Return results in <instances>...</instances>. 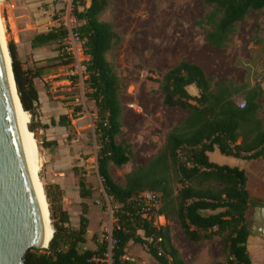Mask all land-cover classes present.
<instances>
[{
    "label": "trees",
    "instance_id": "obj_1",
    "mask_svg": "<svg viewBox=\"0 0 264 264\" xmlns=\"http://www.w3.org/2000/svg\"><path fill=\"white\" fill-rule=\"evenodd\" d=\"M88 1L89 6H86ZM203 2L211 12L196 26L208 28L204 31V41L215 49L228 48L235 38L236 26L250 11L264 9V0ZM106 6L107 0L73 2L76 30L84 40L83 52L89 58L86 89L96 110L97 172L103 191L113 204L111 237L115 244L111 250L112 264H126L124 257L129 242L144 247L157 264H183L171 245L168 227L155 224V217L159 216H165L168 221L176 220L190 242L221 237L227 264H251L246 249L251 237L247 211L258 203L248 191L246 172L238 167L217 164L211 155L217 152L222 157L243 162L264 159V129L257 118L258 106L255 104L262 91L258 85L235 87L223 82L214 87L213 80L207 78L200 67L184 60L178 62L157 81L158 90L165 107L189 111L188 116L165 134L163 146L147 165L137 166L125 174L124 186L116 184L108 165L123 167L130 162L131 152L128 145L115 141L121 134L120 95L123 86L105 58L118 39L108 23L98 20ZM63 8L64 0H54L51 21ZM65 37V30L58 26L33 34L31 49L52 47L53 50L50 56L30 69L23 68L15 44L10 42L7 46L21 107L30 115V132H34L33 123L39 106L33 80L49 68L73 63L66 51ZM71 80L75 82L73 78ZM189 85L198 89L197 97L187 93ZM72 95L70 100L65 98L59 102L73 104L77 95ZM240 96L245 102L243 109L236 104ZM79 110L75 106L72 116L75 117ZM58 124L67 127L70 123L66 116H60ZM41 143L48 150L56 146L55 142L43 140ZM77 186L80 199L90 197L91 190L85 189L83 180L80 179ZM44 190L49 200L48 188ZM144 192L159 196L157 209L144 210L138 199ZM82 215L77 228H65L62 225L68 224L69 218L67 212L60 209V224H54L48 248L29 252L24 264H101L92 259L101 258L106 253L104 239L95 248H81L87 240L85 208Z\"/></svg>",
    "mask_w": 264,
    "mask_h": 264
},
{
    "label": "rangeland",
    "instance_id": "obj_2",
    "mask_svg": "<svg viewBox=\"0 0 264 264\" xmlns=\"http://www.w3.org/2000/svg\"><path fill=\"white\" fill-rule=\"evenodd\" d=\"M32 2L22 3L18 5L9 4L8 0H0L1 14L5 35L6 45L11 42L10 33L16 38V23L13 16L25 20L27 23L35 25V29L29 28L31 33L37 31H45L51 26V1L45 5H40L36 11ZM14 6L11 8V6ZM34 8V9H33ZM33 9V10H32ZM211 8L208 7L203 0H107L106 8L99 14L100 21L108 23L115 32L118 39L114 41V45L107 53V60L118 76L122 86L123 93L135 91L137 93L136 100L123 97L122 102L126 112L122 119L123 131L115 139L117 144H125L129 146L131 159L127 166L116 168L112 164L108 165L109 173L114 182L120 186H124V175L129 169L137 166L147 165L160 151L159 138L162 133L165 134L171 125L182 121L187 111H168L163 113V124H160L156 116L149 114L144 109L146 98L143 95V88L147 91V85L155 86L160 77L169 68L183 57H193L200 61L208 73L215 78L229 77V75H237V77L249 76L257 80H261L264 70L261 67L234 68L232 61L234 58L245 57L250 50L249 42L254 40H263L264 37V10L251 12L246 20L237 26L238 36L236 43L232 47L233 51L226 61H224L222 70L214 71V67L205 62V46L203 37L207 27L198 28L196 23L203 20L209 13ZM49 19L43 22L44 17ZM41 17V18H38ZM20 26V23H18ZM257 26V29H256ZM244 46V50L241 47ZM195 49L196 54H192L191 50ZM46 50V57L50 56L53 48H41ZM193 56V57H192ZM39 63V62H38ZM237 67V66H235ZM70 65L54 66L49 68L51 78L48 80L47 92L49 97H54L61 101L65 98L70 100V95H77L78 85L71 80ZM52 83V84H51ZM152 88V87H150ZM154 94L153 91L151 92ZM72 95V96H73ZM156 107V104L153 103ZM66 109L74 111L75 106L68 101L62 104ZM86 108L91 116L89 125L87 119H83L82 115H76L72 118L75 127L80 129L76 131L74 127L67 128L68 142L67 147L60 149L61 151L47 150L42 147L40 135L32 132L34 136V145L39 158L38 177L43 189L48 188L49 200L46 198L44 190V201L48 214L50 215L51 225L54 231V224H60L59 210L67 212L69 222L62 225L65 228H77L79 218L83 216V208L92 207L91 226L89 229L88 240L81 246L82 249H92L105 239L107 231L112 227V206L111 200L103 191L101 179L97 172V154L99 150L98 142L94 134L95 123V107L88 99ZM30 116V115H29ZM79 121V122H78ZM30 123V117H29ZM159 130V133L156 132ZM80 133V134H79ZM78 137L77 143L70 144L69 139ZM56 147V146H55ZM161 149V148H160ZM57 151L58 157H63L65 168L57 169L51 165L48 152ZM69 154V156H68ZM49 160V161H48ZM264 162L261 159L250 161L245 164V172L248 176V191L250 196L259 203L257 206L264 207ZM73 166L76 181L81 179L85 182V189L91 190L89 198L80 199L78 196L64 197L62 190L55 188L56 185L50 184V178L53 173H62L70 170ZM68 168V169H67ZM78 187V186H77ZM79 190V188H78ZM65 198V200H63ZM71 201L73 212L68 211L66 204ZM65 203V205H64ZM250 207L247 211V218L251 217L254 210ZM85 211V216L87 215ZM248 221V219H247ZM158 225H163L164 221L157 218ZM248 223V222H247ZM250 226V223L247 224ZM88 229V227H87ZM251 241H256L258 248L252 246L254 260L259 264L262 260L264 242L250 237Z\"/></svg>",
    "mask_w": 264,
    "mask_h": 264
},
{
    "label": "crops",
    "instance_id": "obj_3",
    "mask_svg": "<svg viewBox=\"0 0 264 264\" xmlns=\"http://www.w3.org/2000/svg\"><path fill=\"white\" fill-rule=\"evenodd\" d=\"M9 4H22V3H28L32 2L31 6H34L36 11L38 10L37 7L40 5H45L46 3L48 4L51 0H8ZM13 6V5H12ZM86 6H89V1L87 2ZM14 7V6H13ZM33 8V9H34ZM32 9V10H33ZM264 10V9H263ZM261 11V10H260ZM251 12H256V11H250L248 15ZM247 15V16H248ZM100 16H98V20L100 19ZM246 16V18H247ZM41 18V17H38ZM245 18V20H246ZM42 19V18H41ZM49 19L48 16L47 18L44 17L43 22L45 20ZM13 20L16 23V38L13 36V33H10V39L13 44L16 46V52L17 56L23 66L24 69H30L32 68L36 63L43 61L47 55L45 49H31L30 48V40L33 37V33L29 28H34L35 25H32L31 23H27L25 20L21 18H17L13 16ZM244 20V21H245ZM100 21V20H99ZM243 21V22H244ZM101 22V21H100ZM241 22V23H243ZM18 23H20V26H18ZM106 23V22H104ZM239 23L238 25H240ZM237 25V26H238ZM52 26V25H51ZM237 26H236V35L233 40V43L229 45L228 48L226 49H215L211 46H209L207 43H205V46L208 48L205 49V62L207 64H210L211 66L214 67V71H218V69L222 70V67H219L220 65L223 66L224 61L228 59L230 56V53L233 51L232 47L236 43V37L238 36V31H237ZM47 30V29H46ZM40 32V31H37ZM36 32V33H37ZM114 32V31H113ZM115 33V32H114ZM264 33V31H263ZM259 37H264V35L259 36ZM204 40V37H203ZM258 40H255V42ZM250 45H248L250 50L246 53L245 57H240V58H234L232 61L233 67L234 68H239L243 69L244 68H250V67H261L263 68L264 66V38L263 40H260L259 42L254 43L249 42ZM112 48V47H111ZM241 50H244V46L241 47ZM109 52V51H108ZM192 54H196L195 49L193 48L191 50ZM107 54L105 55L106 58ZM193 57V56H192ZM184 59L179 60L178 62L184 60L188 63L194 64L198 67H200L204 73V75L207 78H210L213 80V86L215 87L217 84L223 82V83H231L235 87H240L243 85H248V88H252L255 85H258L260 90L262 91V94L255 99V104L258 106L257 110V118L262 122L263 126L262 128L264 129V79L262 80H257L256 82L254 81L253 78L249 76H244V77H237V75H229V77H222V78H215L212 74L208 73V70L203 67L204 65L196 59V56H194L192 59L191 57H183ZM107 60V58H106ZM108 62V60H107ZM178 62H176L174 65H176ZM109 63V62H108ZM173 65V66H174ZM172 66V67H173ZM237 66V67H235ZM171 67V68H172ZM170 69V68H169ZM168 69V70H169ZM167 70V71H168ZM264 70V69H263ZM166 71V72H167ZM165 72V73H166ZM163 73L161 77L165 74ZM51 72L50 71H45L42 72L39 77L33 80V84L35 87V90L37 91V96H38V101H39V106L37 109V114L34 119L33 127H34V132H37V134L40 135L41 140H45L47 142H55L56 147H54L53 150L61 151L60 149L64 150L65 143L68 142V136L66 134L67 128L74 127L76 131H78L80 128L75 127L74 125V120L72 118V111L66 108H63L64 106L56 100L54 97H49V92H47V85L48 80L51 78L50 76ZM160 77V79H161ZM157 83V82H156ZM52 84V83H51ZM152 87V88H150ZM147 91L144 90L143 88V95L146 98L144 105V109L148 112L149 114H153L156 116V119L159 121L160 124H163V113L168 112V111H184L180 110L177 108H168L163 105V97L160 91L158 90V83L155 86L152 85H147L146 87ZM153 91V95L152 92ZM187 93L192 96V97H197L199 94L198 89L194 85H189L186 87ZM137 93L135 91L132 92H125L120 95V105L122 109L121 113V125H122V119L123 116L126 112V109L123 105L122 99L123 97L127 99L136 100ZM243 101V98L240 96L236 99V104L239 102ZM156 104L155 105L153 104ZM189 111H187L186 115L182 119V121L177 122L175 125H171L169 130H166L165 134L169 132L171 129L174 127L178 126L180 123L184 121V119L188 116ZM60 116H66L67 119L69 120V126L63 127L58 124V119ZM91 116H94L91 114ZM83 119L85 117L83 116ZM88 121V119H87ZM79 122V121H78ZM90 125V124H89ZM121 131H123V127H121ZM156 132L159 133V130H156ZM80 134V133H79ZM165 134L162 133V136L158 139L159 144L156 148H160L164 144L165 140ZM79 136L76 135L74 138H70V144L77 143L79 141L78 139ZM48 150V149H47ZM57 151H54V153L48 152V156L50 159L51 165H54L58 170L61 168H65V164L63 162V157H58ZM69 156V154H68ZM211 159L213 162L221 165H228L231 167H238L240 169H243L245 171V164L247 162H243L240 160H235L232 158H226L222 157L220 154L215 152L214 154L211 155ZM259 160V159H257ZM255 160V161H257ZM49 161V160H48ZM262 162H264V159H261ZM252 162V161H251ZM129 164V163H128ZM128 164L124 165L127 166ZM264 165V164H263ZM68 169V168H67ZM132 169L127 170L125 173L130 172ZM54 175L51 176L50 178V184L56 185L59 187L60 190L63 191L64 197H74L78 196L79 197V190L77 187V181L76 177L74 176V170L73 166L71 167L70 170H67L65 172H58V173H53ZM114 181V180H113ZM65 200V198H63ZM65 205V203H64ZM71 201L69 204H66V207L68 208V211L73 212L71 208ZM92 207H95L94 205ZM92 207H88L87 209L85 208V211L87 210V215L85 216L88 220V229L86 233V239L88 240V235H89V229L91 226V217H92ZM254 213L252 214L253 217ZM161 220L164 221L163 227H168L169 229V235H170V242L173 248L177 251L178 256L180 260L183 262V264H227L226 262V256L223 254V248H224V242L223 239L219 236H212L210 239H202L199 242H190L188 241L185 236L183 235L180 226L176 220L173 221H168L165 216H160L159 217ZM248 223H251L252 218L248 217ZM253 222V220H252ZM247 223V224H248ZM249 229V227H248ZM139 235L142 236L141 232H138ZM251 235V234H250ZM253 236V238H256L258 240H261L260 238ZM262 241V240H261ZM258 244L256 241H251L248 240L246 243V249L248 253V257L250 259L251 264H257L254 260V255H253V248L252 246H257ZM263 248V244L261 246V249ZM127 253L126 256L124 257V260L126 264H157V262L146 252L145 248L138 245L134 244L132 242H129L127 245ZM262 260H263V255H262ZM261 260V262H262ZM261 262L259 264H261Z\"/></svg>",
    "mask_w": 264,
    "mask_h": 264
},
{
    "label": "water",
    "instance_id": "obj_4",
    "mask_svg": "<svg viewBox=\"0 0 264 264\" xmlns=\"http://www.w3.org/2000/svg\"><path fill=\"white\" fill-rule=\"evenodd\" d=\"M16 100L21 106L11 59L8 71L0 41V264H24L29 252L46 250L52 239L45 245L44 224L15 113ZM253 210L249 233L264 242V207Z\"/></svg>",
    "mask_w": 264,
    "mask_h": 264
},
{
    "label": "built area",
    "instance_id": "obj_5",
    "mask_svg": "<svg viewBox=\"0 0 264 264\" xmlns=\"http://www.w3.org/2000/svg\"><path fill=\"white\" fill-rule=\"evenodd\" d=\"M73 2L74 0H64V8L62 12L57 13L56 19L51 21L52 26H58L65 30V44L66 51L69 52L73 58V63L71 64L70 76L78 85V93L74 99L73 105L79 107L80 110L78 115L84 116L88 119L91 126V114L86 108V102L88 100L87 94L89 90L86 89L87 85V63L89 58L83 52L84 40H82L76 30V21L73 16ZM52 14H54V0H51ZM13 8V6H11ZM50 26V27H52ZM239 109L245 107V102L241 101L237 104ZM138 199L144 205V210L149 212L150 210L157 209L159 206V196L152 192H144L138 196ZM160 217V216H159ZM155 217V224H158L157 218ZM111 226L107 231V236L104 239L107 244L106 253L101 258H93L92 261L101 264H112L111 260V250L115 241L111 237Z\"/></svg>",
    "mask_w": 264,
    "mask_h": 264
},
{
    "label": "bare ground",
    "instance_id": "obj_6",
    "mask_svg": "<svg viewBox=\"0 0 264 264\" xmlns=\"http://www.w3.org/2000/svg\"><path fill=\"white\" fill-rule=\"evenodd\" d=\"M3 21L4 20L2 19L1 5H0V41H1L2 50L4 52L6 66L9 71L10 58L7 52L8 47L6 45L7 43H6V35H5ZM10 82L13 88V83L11 81V75H10ZM15 113H16V117H17L18 124L20 127V132H21L27 165H28L29 171L31 173V176L34 182V188H35V192L37 196V201H38L42 221L44 224L45 245H47L49 240L52 238L54 231L51 225L50 215L48 214L49 210L47 211L46 206H45L44 189L38 177L39 158L37 156V152H36L35 145H34V136H33V133L28 130L30 116L27 112L21 109V106L19 105L17 100L15 103Z\"/></svg>",
    "mask_w": 264,
    "mask_h": 264
},
{
    "label": "flooded vegetation",
    "instance_id": "obj_7",
    "mask_svg": "<svg viewBox=\"0 0 264 264\" xmlns=\"http://www.w3.org/2000/svg\"><path fill=\"white\" fill-rule=\"evenodd\" d=\"M261 198H264V196L263 197H261ZM259 204V203H258ZM254 213V212H253ZM251 218H252V215H251ZM252 225H253V222H252V220H251V223H250V226H249V229L251 230V227H252ZM255 236V235H254ZM257 237V236H256ZM259 238V237H258ZM262 240V239H261ZM263 260H262V262H261V264H264V245H263Z\"/></svg>",
    "mask_w": 264,
    "mask_h": 264
}]
</instances>
